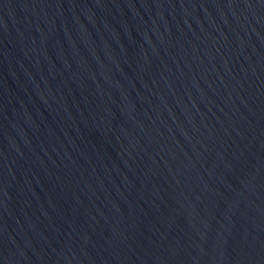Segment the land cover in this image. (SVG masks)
I'll return each instance as SVG.
<instances>
[{"label":"water","instance_id":"water-1","mask_svg":"<svg viewBox=\"0 0 264 264\" xmlns=\"http://www.w3.org/2000/svg\"><path fill=\"white\" fill-rule=\"evenodd\" d=\"M0 264H264V0H0Z\"/></svg>","mask_w":264,"mask_h":264}]
</instances>
